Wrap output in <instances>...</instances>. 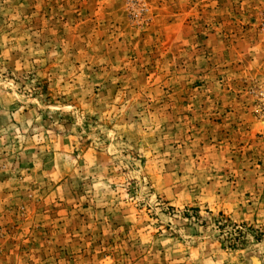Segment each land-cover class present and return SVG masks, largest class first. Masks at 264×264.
Returning <instances> with one entry per match:
<instances>
[{"label":"rangeland","instance_id":"1","mask_svg":"<svg viewBox=\"0 0 264 264\" xmlns=\"http://www.w3.org/2000/svg\"><path fill=\"white\" fill-rule=\"evenodd\" d=\"M0 264H264V0H0Z\"/></svg>","mask_w":264,"mask_h":264}]
</instances>
